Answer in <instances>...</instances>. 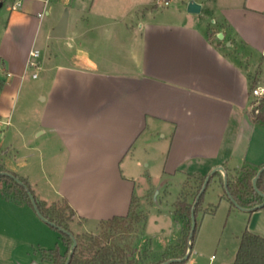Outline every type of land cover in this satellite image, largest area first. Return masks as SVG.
<instances>
[{
	"label": "crops",
	"instance_id": "obj_1",
	"mask_svg": "<svg viewBox=\"0 0 264 264\" xmlns=\"http://www.w3.org/2000/svg\"><path fill=\"white\" fill-rule=\"evenodd\" d=\"M104 1L95 7L92 2L88 10L93 18L76 20L71 37L69 15L67 35L62 39L66 45L81 44L80 49L66 53L60 62L38 60L45 95L36 132L46 137V144L32 140L30 148L42 159L46 148L45 191L38 181L32 184L29 176L24 177L39 199L48 204L65 199L75 216L89 223L127 215L133 196L140 203L136 195L140 175H148L149 183L158 179L165 193L171 179L180 176L179 195L170 209V232L163 227V239L153 246L161 251L181 237L174 205L185 183L196 186V175H208L220 165L227 172L264 166V126L250 116L252 67L246 57L241 59L236 47L240 39L261 51L264 59V8L256 1L248 4V0H195L202 4V11L193 14L186 9L189 0H177L168 15L155 16L151 10L154 0ZM138 7L147 14L136 27L128 19ZM211 10L220 14V20L214 19L215 27L202 21ZM41 15L13 9L0 38V77L5 81L0 93V124L10 123L30 52L43 26ZM60 18L59 14L48 24V36ZM211 28L214 36H209ZM220 32L223 39L218 38ZM100 38L106 43L102 45ZM258 87L264 90V83L258 80ZM146 134L155 139L149 147L155 152L163 154L166 146L161 172H152L150 162L145 173L136 172L141 166L140 151L150 155L146 145L152 139L137 147ZM156 136L164 142L162 148ZM53 138L56 144L49 146ZM191 180L194 182L189 183ZM1 200L21 208L29 206L5 199L3 189ZM30 208L33 213L22 209L26 217L41 230H48V225L36 221L39 217ZM254 231L264 236L263 231ZM198 235L190 257L182 264H201L191 259L198 251ZM42 258L48 260L43 254Z\"/></svg>",
	"mask_w": 264,
	"mask_h": 264
},
{
	"label": "rangeland",
	"instance_id": "obj_2",
	"mask_svg": "<svg viewBox=\"0 0 264 264\" xmlns=\"http://www.w3.org/2000/svg\"><path fill=\"white\" fill-rule=\"evenodd\" d=\"M40 1L41 0H0V38L13 9L29 10L34 14L41 12L43 26L40 27L33 46L34 49L40 51L37 59L40 61L42 58H47L50 59V62H60L65 59L64 55L66 53L71 54L74 49H80L81 44H75L74 46V42H71L70 45H66L64 42L66 40L54 38L50 35L48 36V24L54 22L59 14L62 16L64 10L68 8L69 15L71 14L69 31L71 37L76 20H82V18L88 16L92 19L93 14L88 9L91 7L92 2H94L93 4L95 7L100 0ZM205 1L210 3L215 0ZM254 1L264 8V0H248L247 2L248 4H253ZM103 2L105 1L103 0ZM153 2L155 3L151 5V10H153L155 16H159L160 14L168 15V12L175 6L177 0H171L170 5L164 4V0H154ZM17 3H20V5L17 6ZM156 3L157 5H155ZM138 8L139 9H136L134 13V17L131 18V20L128 19V21L134 23L133 25L136 27L139 20L143 19L144 14H147L146 9L142 7ZM46 10L49 11V14H46ZM212 11L213 10L209 13L206 12L205 15H203L202 21L215 27L217 25L214 19L220 20V14L216 10ZM100 40L102 41V45L106 43V39L100 38ZM84 44L90 47V44L85 42L83 45ZM236 47L241 52V59L246 57L247 61L251 64V80L257 77L260 83H264V62L260 63L262 60L264 61L262 52L246 45L240 39H238ZM258 66L259 68H255ZM1 67L2 63L0 62V69ZM34 73H37V77H33ZM43 76L44 74L39 67L27 68L18 89V96L14 101L10 123L7 125L5 120L0 124V151L1 161L9 171L22 176H29V180L32 184L38 181L40 185L39 188L45 191L46 187L43 182L42 168L45 170L49 167L46 148H44L45 157H43V159L39 156L37 151L35 152L33 148H30V141L32 140H36L37 144H46V137L36 132V123L40 118L41 102L45 95L44 88L41 87ZM260 96L261 95L253 96L252 103L254 107L258 105L259 98L257 97ZM145 137L146 138H142L138 142L137 147H141L143 143L146 144V139H152L146 147L149 148L153 146H150V144H154V138L148 134H146ZM156 137H158L159 145H161L162 148L164 142L159 136ZM50 141L51 143H49V146H51V144L55 146L56 141L54 138ZM165 147L162 151L163 154ZM149 152L150 155L143 152L141 153L140 151L141 166L139 169H136V172L142 171L145 173L146 168H148V162H150V170L152 172H161L163 154L158 151L155 152L152 148H149ZM61 160L62 159H56V161L60 162ZM248 168V166H243L235 170L231 169L227 173L239 176L246 170L248 171ZM179 177L180 176H177V178L171 179L168 184L167 193L161 188L163 183L158 179H153L152 183H149L148 175H140L137 177L136 195L141 199L140 203L137 201L134 203V211H143L147 214L148 219L145 226L142 221H133V231L130 240L133 244H136L140 250L150 246L153 250L157 251L153 246L164 237L161 229L164 227L169 234V220L172 217L170 209H172V203L179 195ZM193 180L189 183L194 182ZM2 189L3 185L0 182V197L2 195ZM36 190L38 191L37 188ZM159 190L160 193L158 192ZM57 203L59 204L55 205L58 206L64 204L62 200ZM206 207H216V211L213 214H206L200 211L197 216L199 229H201L195 245V250H198L197 254L194 251L191 257V259L194 258V262L199 261L201 264H208L209 262L213 264H233L236 250L240 245V237L244 230H261L264 232V209L251 212L250 210L238 207L236 204L234 206L228 199L225 184L223 185L221 183L219 174H215L210 179V183L203 195V208ZM22 209L33 213L30 206L21 208L5 200H1L0 202V264H33L36 261L40 264H49L48 262H50V260L42 261V254L44 255L49 248H55L57 243L61 252L70 254L72 246H66L63 241L59 239L60 232L57 229L52 228L51 225L39 217L36 218V221L48 225V230H41L36 222L26 217L25 211ZM67 213L69 212L67 211ZM68 225L72 233L77 237L78 243L80 241H88L91 235L100 234L105 226L102 221H91L86 223L85 220L78 219L76 216L69 221ZM175 230L179 232L178 224L175 225ZM78 249L79 247L77 245L75 251Z\"/></svg>",
	"mask_w": 264,
	"mask_h": 264
},
{
	"label": "trees",
	"instance_id": "obj_3",
	"mask_svg": "<svg viewBox=\"0 0 264 264\" xmlns=\"http://www.w3.org/2000/svg\"><path fill=\"white\" fill-rule=\"evenodd\" d=\"M214 34L215 31H212V28L209 29V36H214ZM4 84L5 81L0 77V93L4 88ZM257 87L258 79L256 77L251 80V95L258 96L253 93V90ZM257 98H259V103L257 106L252 107L250 116L254 123L264 126V93ZM248 167L249 170H246L239 176L228 173L229 192H227V190L226 192L228 199L234 206L235 202L229 198V194H231L235 201H237L241 206L248 208L251 212H253L259 210L256 206L264 202V196L254 188L252 181L259 169L251 166ZM0 172L11 173L25 184H20L15 178H12L6 173L0 174V181L4 185L3 197L5 199L13 201L17 204L29 205L33 208V204L29 196V191H31L34 194L43 215L57 225L70 230L68 223L74 218L75 211L69 205L67 200L63 199L62 201L64 204L58 206L55 204L59 203L48 204L46 201L39 199L26 177L15 172H11L5 167L1 161V151ZM215 174H219L221 183L224 185L223 175L221 172L218 171ZM206 177L207 175H196V186H191L188 183H185L183 191L181 192L178 200L175 202V219L181 224V237L178 239L176 244L168 246L161 252L153 250L150 246L140 250L136 244H133L130 240L131 233L133 231V221H142L145 226L148 219L147 214L143 211H134V203L137 199L133 196L128 214L116 215L107 220H102V223L105 225L103 231L98 235H91L88 241H80L78 243L79 249L74 252L68 264H160L170 258L184 257L188 251L190 233L192 229V206L196 197L199 195L203 184L205 183ZM209 183L207 184L206 189ZM257 186L261 192H264V171L257 181ZM204 193L201 195L195 208L196 227L192 238L193 247L200 230L199 223L197 221L199 212L203 211L206 214H213L216 211V207L203 208ZM260 209H264V206ZM67 211L69 213H67ZM53 228L57 229L56 227ZM59 232L63 243L66 246L71 247L73 244L72 237L67 233H63L61 231ZM44 255L53 264H66L69 257V253H61L58 244L55 248L50 249L47 254L44 253ZM185 261L186 260L172 264H182ZM233 264H264V236L249 229H245L240 237V245L237 249Z\"/></svg>",
	"mask_w": 264,
	"mask_h": 264
},
{
	"label": "water",
	"instance_id": "obj_4",
	"mask_svg": "<svg viewBox=\"0 0 264 264\" xmlns=\"http://www.w3.org/2000/svg\"><path fill=\"white\" fill-rule=\"evenodd\" d=\"M187 12L189 13H193V14H199L201 13L202 11V4L195 1V0H189L187 2ZM68 25H69V9L66 8L61 16V18L59 19L57 25L54 27V29L51 31L50 35L52 37H57V38H64L66 37L67 35V30H68ZM218 37L219 38H224V34L223 33H219L218 34ZM222 172L223 174V177H224V184H225V187H226V190L227 192H229L228 190V173L225 169L224 166H217L216 168H214L206 177V180H205V183L203 184V187L199 193V195L196 197L194 203H193V206H192V229H191V233H190V241H189V247H188V251L186 253V255L182 258H170L169 260L163 262V263H160V264H172V263H175V262H182L184 260H187L190 255H191V252H192V249H193V245H192V238H193V233H194V230H195V227H196V215H195V208H196V204L198 203L201 195L205 192L206 190V186L207 184L209 183L210 179L214 176V174L216 172ZM264 171V166H262L256 176L253 178V186L254 188L261 194L264 196V192H261L257 186V181L260 177V175L262 174V172ZM6 172H0V174H5ZM8 174L9 176H11L12 178H15L20 184L22 185H25L19 178H17L15 175L11 174V173H6ZM29 196L31 198V202L33 204V209L35 210V212L37 213L38 217H40L43 221H45L46 223H48L49 225L53 226V227H56L59 231L63 232V233H67L69 234L72 239H73V244H72V247H71V251H70V254H69V257H68V260L66 262V264H68L70 262V259L71 257L73 256L74 252H75V249L78 245V240H77V237L75 236V234H73L70 230L64 228V227H61L59 225H57L56 223H54L53 221L49 220L48 218H46L43 213L41 212L38 204H37V201H36V198L34 196V194L29 191ZM229 198L232 199L235 204L242 208V209H245V210H249L248 208H245L243 206H241L237 201H235V199L233 198V196L231 194H229ZM264 206V202L257 205L256 208L257 209H260ZM151 264H155V263H151Z\"/></svg>",
	"mask_w": 264,
	"mask_h": 264
},
{
	"label": "built area",
	"instance_id": "obj_5",
	"mask_svg": "<svg viewBox=\"0 0 264 264\" xmlns=\"http://www.w3.org/2000/svg\"><path fill=\"white\" fill-rule=\"evenodd\" d=\"M170 2V0H164V4L168 5ZM40 51L38 49H33L30 52V58L28 61V67H32V68H38L39 67V61H38V57H39ZM33 77H37V73L33 74ZM254 95H262L264 93V90L257 87L256 89L253 90Z\"/></svg>",
	"mask_w": 264,
	"mask_h": 264
}]
</instances>
